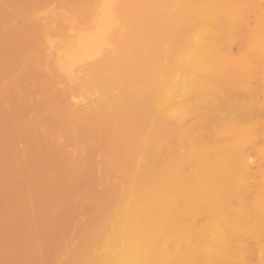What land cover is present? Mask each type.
I'll list each match as a JSON object with an SVG mask.
<instances>
[{
	"label": "bare ground",
	"instance_id": "1",
	"mask_svg": "<svg viewBox=\"0 0 264 264\" xmlns=\"http://www.w3.org/2000/svg\"><path fill=\"white\" fill-rule=\"evenodd\" d=\"M2 1L4 3L6 0ZM2 1L0 0L1 5ZM53 1H56V4ZM60 1L67 5L70 3L68 6L71 11L62 3L63 6L60 5L64 9L61 8L58 3ZM115 1L14 0L6 5L7 0L2 5L5 6L4 8L0 5V30L2 27L6 28L9 23L12 25L11 33L16 35L15 38L17 37L13 41L8 34L9 38L5 37L6 41L3 40V44L11 47L10 50L6 46V50L9 49L8 52L13 54L10 55L5 50V56L3 54L0 58L2 60L0 61V72L4 75L0 74L5 76L7 81L13 80L10 82L14 86H9L15 91L12 93L13 90H8L10 87L6 85V90L11 92L10 95L4 90V86L0 88V103L3 104L0 110L3 112V106H5V112L10 114L8 116L0 112L4 114L3 116H8V120L7 117H3L5 122H0V125H6L11 115L17 113L10 118L14 124H7L11 126L12 131L16 130L15 133H17L24 125L27 127L29 124L27 122L31 117L33 121L35 114L34 122L37 120L35 123L38 128L40 126L45 128L41 136L43 139L36 136L34 143L35 138L29 135L31 138L26 139L24 146L25 149L27 146L30 148L31 143L37 145L39 141L37 150L36 145H32L31 148H34L35 152H38L39 148L41 152L47 151L43 152L44 154L40 151L37 153L39 157H44L40 159L43 163H41L42 166L40 164L39 169L41 170L38 169L37 178L32 180L34 178H30L32 174L30 171L31 174H28L30 177L26 176L32 182L20 184L22 186L16 185L18 192L14 189L15 196L23 191L40 192L43 186L46 187L45 184L50 182L52 185L57 179H61L55 183L62 182L60 185L64 187V191L58 192V189L62 187L54 191L51 189L52 193L57 191L59 194L58 197L55 193L54 196L51 194L54 199L48 197V200L49 204L56 200L60 202H56L58 204L54 202L59 211L62 210L60 211L62 214L58 217L65 219L62 224L67 221V227L65 225V230L60 231L59 236L62 237L55 245H58L62 239L66 241L72 239L71 232L73 234L77 232L75 236L78 244L70 251L71 256L66 258V264H250L252 247L256 249L258 264H264V109L261 111L258 107L262 101L255 108L252 106L255 98L252 102L249 101L256 96L255 94H262L264 97V12L258 11L264 0H128L129 2L126 0L114 3ZM52 3L62 11L70 14L72 12L73 14L68 16H66L67 12L64 13L65 20L78 19L80 21L78 30L82 28L84 32L81 29L80 33L83 34L79 33V37L76 34V39L74 36L72 42L69 41L70 43H67L65 48L60 49L59 65L61 64V69L64 68L67 72L62 70L65 75L73 70L72 76L76 75L74 68L76 70L80 68V65H87L84 66L85 70L82 69L85 74L81 79L82 83L79 81L81 87L79 86L78 91L84 93V98L83 96L82 98L89 103L85 104L92 107L91 110L89 107V109L86 108L87 112L80 110L72 101H69L70 99H67L69 97L67 95H72L71 93L66 94L67 98L65 95V97L60 96L63 92L57 93L60 94L59 96L49 93L41 101L44 89L53 88L54 84L59 82L56 80L52 84L59 73L44 75L39 71L37 73L39 78L34 75L32 70L40 64V59H36L40 55V49L36 50L35 41L43 38L44 35L46 38L50 37L56 29L58 32L64 27V22L59 21L63 26L60 27L58 20L49 16L43 18L45 20L49 18L46 21L40 20L45 23V26H42L43 22L33 20V17L36 13L46 10V7ZM61 10L58 9L56 13L62 15L64 11ZM256 10L259 12L258 15L255 13L257 24L255 22L256 26H252L255 29H250L247 16L252 15V12ZM69 16L73 18L68 19ZM50 19L53 24L49 21V25L52 26L51 31L53 32L48 34L50 31L47 30L50 26L47 22ZM53 19L58 24H54ZM37 23L42 27H39ZM64 30L65 28L63 32ZM241 31L246 33L243 40L241 38L244 36L239 37L244 35ZM120 34L123 35L122 39H118ZM237 39H240L241 47L240 53H237L238 56L234 57L236 54L233 56L231 52L233 43L236 41L239 43ZM7 40H9L8 43ZM26 41L30 47L25 44L23 48L22 46L19 48ZM31 45L36 46L35 51ZM12 49L16 52L20 49L25 50L14 54ZM32 53L34 54L31 55ZM3 57L7 62L3 61ZM10 64L13 65L10 67ZM12 66L15 70H12L14 69ZM50 75L53 78L49 77L51 79L49 81L48 76ZM3 77L0 75V82L2 79L5 81ZM31 80L33 81L29 87L27 83ZM33 82L36 85H31ZM23 84L25 93L32 96L41 95L39 100L42 103L38 100L32 105L26 99V103L30 104L26 107L23 100L19 99L23 91L19 87ZM37 91L39 93L36 94ZM245 95H248L250 99L245 98ZM5 98H9V102L13 98L9 106H12L11 108L17 106V112L7 107L8 103ZM247 102L251 105L250 107ZM251 107L254 109L252 112ZM10 110L12 112H8ZM32 112L33 116L29 115ZM38 114L42 117L37 118ZM45 114L46 116H43ZM26 116L29 117L28 120V117L24 118ZM188 120L191 123L187 124ZM34 122L30 124V128L34 127L32 125ZM185 123L191 126L187 127ZM3 127L0 133L3 132ZM14 127L18 129L13 130ZM26 127L24 126L25 129ZM40 129V131L43 130V128ZM12 131L3 132L2 140L0 137V159L3 160L1 144L11 142L9 143L11 148L7 146L8 152L5 154L10 158H15L16 164L12 162V165L9 157L5 162L0 160V163L3 162V168H5L6 162L9 161L10 165L14 166L13 168L10 165L7 166L11 168L10 170L14 168V170H19L21 165L18 167V164L22 162L26 152L20 154L23 153L24 148L16 144V147L20 148V150L18 148L19 153L14 145L15 141H12L15 137ZM33 132L36 133V131ZM60 134L62 138L65 137L63 139L66 142L65 146L63 145L62 149L59 147L56 149L53 146L63 144L60 137V142L56 140L57 144L52 143L50 147V143L55 141L53 137ZM29 139L31 143L26 145L30 142ZM48 139L50 143L47 142ZM40 140L45 142H40ZM66 144L74 146L73 148L78 150L77 153H85L90 159L88 158L86 162L83 159H77L75 160L77 165H73L71 163L73 158L67 152ZM31 148L29 150L32 152ZM248 148L249 153L253 151L255 154L258 165L260 167L263 165V168H259V170L263 169L261 172L256 171L261 177L258 181L255 180L257 173L252 170L254 163L252 164L248 157L250 155L247 152ZM12 149L17 150V154ZM11 151L12 154L23 157L19 163L17 162L18 157L16 160V156L9 155ZM52 151L55 157H59H56L59 159L58 165L56 164L58 160L54 161L55 157L50 156ZM35 152L34 155L33 153L28 155V159L32 155L29 162L37 156ZM95 154L96 161L100 162L102 159L103 170H100V167L94 169L98 162L94 164V159L91 157L94 158ZM97 154L102 158H98ZM46 156H49V165H47ZM29 162L26 164L28 168ZM51 162H56L54 163L56 169L51 167L53 166ZM32 164L30 162V168L33 167ZM70 164L76 167L75 170L77 169V173H74L75 177L72 175L75 171L69 169L72 167H69ZM24 166L23 164L21 169L26 170ZM46 166L53 170L47 172L50 169L48 170ZM1 168L2 165H0ZM28 168L27 171L34 170ZM3 172L4 169L3 171L1 169L0 174L5 175L6 173ZM22 172L25 171L19 172V181L26 174L21 175ZM1 177L3 180L6 179ZM13 177L15 178V175ZM13 177L9 178L10 182L13 180L11 182L13 185L9 182L10 187L7 188L15 186ZM108 178H115L117 182L110 184L109 188L104 191H95V187L100 183L103 184L106 179L108 181ZM23 179L26 178L23 177ZM74 179L80 184L78 186L73 184L72 187ZM19 181L16 182L19 184ZM47 190L44 192L46 193ZM79 193H83V196L87 194L89 198L85 203L88 206L84 207V213L88 219H86L87 224L84 227V224L81 226L83 228L75 227L78 219L76 221L74 213L62 216L67 213V209L74 207L72 198ZM59 195H63L62 198L65 200L62 201ZM17 197L16 199L13 197L16 204L11 201L12 206L10 207L14 210L11 213L18 215L20 211L25 213L28 210L26 213L29 212V214L23 215L25 217L33 216L43 200L37 199V201L41 200L38 201L40 203L38 205V202L35 204L36 199L34 201L32 199L33 202L31 200L27 202L20 197L18 199L20 206H18ZM29 201L32 205L28 206ZM33 204L37 210L32 207ZM15 206L17 210L19 209L18 213L14 209ZM22 206L25 207L24 210L20 208ZM52 208L55 210L54 206ZM33 211L35 213L30 214ZM45 214L47 218H43V221L48 219L49 223L54 218L53 222L56 223V220H59L53 214L50 216ZM17 219L15 218V222ZM45 221L44 225L47 223ZM15 222L13 221L14 224ZM48 223L45 228L52 226L50 228L53 229V223L51 225ZM0 224L3 225L4 222L0 221ZM33 224L34 222L32 226ZM58 227L61 226H57L56 230L54 228L57 233ZM20 228H14V230L17 229L15 233L14 230L12 231L14 236L12 232H8L10 233L9 238L12 236L11 242L20 241L18 240L20 237L14 238L17 235L21 236L24 230L21 231ZM45 228L42 227V229ZM69 229L73 231L70 232ZM74 229H77L75 233ZM55 231L52 234L53 237L56 236ZM46 233L51 235V231ZM30 239H26V242L32 245L24 246L23 251H28L31 247L34 251L37 240L31 239V241ZM246 240L250 241L249 244L253 243V246H249ZM48 243H40L39 246L47 252ZM15 245L19 246L17 243L14 247ZM58 247L61 246L55 247V251ZM41 248L39 249L44 251ZM52 248L54 247H49V249ZM58 254L60 252L56 255ZM51 255L49 254L50 257L54 256V254ZM37 260L39 262V258ZM44 262L42 264H45Z\"/></svg>",
	"mask_w": 264,
	"mask_h": 264
},
{
	"label": "rangeland",
	"instance_id": "2",
	"mask_svg": "<svg viewBox=\"0 0 264 264\" xmlns=\"http://www.w3.org/2000/svg\"><path fill=\"white\" fill-rule=\"evenodd\" d=\"M1 1H2V0H1ZM6 1H7V0H6ZM6 1H5V2H6ZM13 1H14V0H8V2L6 3V5H8L9 3L13 2ZM125 1H126V0H116L114 3L125 2ZM5 2H4V3H5ZM53 2H54V4H56V1H53ZM64 2H65V1H64ZM126 2H129V1L127 0ZM1 3H3V1H2ZM4 3H3L2 5H4ZM58 3H59V6L61 7V5L63 4V1H60V2H58ZM61 3H62V4H61ZM49 4H51V2H50ZM49 4H48V5H49ZM60 4H61V5H60ZM69 4H70V3H69ZM69 4H68V5H69ZM262 4H263V5L259 6V7H260V8L258 9L259 12H264V2H263ZM0 5H1V4H0ZM2 5H1V6H2ZM48 5H47V6H48ZM63 5H66L65 8H68V10H69V6H70V5H69V6H68L67 4H63ZM63 5H62V6H63ZM67 6H68V7H67ZM2 7H3V6H2ZM4 7H5V6H4ZM4 7H3V8H4ZM56 7H58V6H57V5H53V3H52V5H50L49 7H46V8H47L46 10H43V8H42L43 11H42V12L40 11L41 13H36L34 17L31 16V18L33 17V20H36V21H39V22H40L41 19H42V20H45V19H43V18H45V17H49V16H51V18H52V16H53L54 19H56V21L58 20V23H59L60 27H63V26H64L62 29H60V30H62V31L59 30V28H60V27H59V28H58V30H59L58 32H57V29L55 30V28H54L55 31H54V33H52L53 31H51V30H53V28H52L51 25H49V21H50V24H51V23L53 24V22H51V19L48 20L47 23H48V25L50 26V28H48L49 30H47V31H50L48 34H51V33H52L53 35L51 34V36H50V37H47V38H46L45 35H44L45 38H44V37H43V38L41 37L42 39L40 38L39 40L35 41V44H37V48H36V50L40 49V53L37 51L40 55L37 54L38 56L36 57V59H40V62L38 61L40 64H38L37 67H36V69H35V70H32V71H33L34 75H37V77H38V74H37V73H38L39 71H41L42 73H44V75H45V74H46V75H49V74H54V75H56V74L59 73V74H58L59 76L56 75L57 77L55 78V80L52 79V80H54V81H53V82L51 81L52 84H54L56 80H57L56 82H58V81H59V82H58L57 84L55 83L56 85L54 84L53 88L48 89V88L46 87L47 89H44V92H42V95H43V93H44V95L41 97V98H42L41 101H43V100H44V97H45V96H48L49 93H50V95H54V94H55L56 96H59L60 94H57V93H59V92H63V93L60 95L61 97H65L66 94L71 93L72 95L69 94V95H67V96H69V97L67 98V96H66V98H67V99H70L69 101H72V102H73V103H74V104H75L80 110H84V111L86 110V112H87V110H88L89 108H90V110H91L92 107H91V106H87V105L85 104V103H88V102L85 101V100L83 99V98H84V96H83L84 93H82V92H78V91L80 90V87H81L80 84L82 83V80H81V79H82L83 75L85 74V73H84V70H85L84 66H87V65H84V66H83V65H80V66H79L80 68H78V69H76V70H75V68H74V72L76 73L75 76H74V75L72 76L73 70H72L71 73L69 72L68 75H65V73L62 72V70L65 71L64 68L62 67L63 69H61V64L59 65V63H60V62H59V61H60V60H59V59H60V58H59L60 49H61V48H65V46L67 45V43L72 42L71 40H74L73 37H74L76 34H77L76 36L79 37L80 34H83L84 32H83V29H82V28H80V30H78V29H79V26H80V21H79L78 19H75V18H73L72 16H69V17H68V19H69V18H73V20H74L75 22H77V24H76L75 22H73V20L71 21V19L66 21V20H65V14H64V13H66L67 11L65 12V11L63 10V11H64V12H63V11L61 10V8L64 9V7H61V8H59V7L56 8ZM0 8H1V7H0ZM56 9H57V10H56ZM58 9H60V10L63 12L62 15H58V14L56 13V12L58 11ZM65 10H67V9H65ZM69 11H71V10H69ZM258 11L256 10V12H252L254 15L252 14V15H248V16H247V19L250 21V22H249L250 25L248 24V25L251 27V28L249 27L250 29H255V27H252V26H256V25H254L255 22H256V24H257V15L259 14ZM36 12H37V11H36ZM38 12H39V11H38ZM62 12H61V13H62ZM255 13H256L257 15H256ZM33 14H34V13H33ZM66 14H67L66 16H68V15H72L73 13L71 12V14H70V13L67 12ZM254 16H255V17H254ZM74 17H75V16H74ZM62 18H63V20H62ZM66 18H67V17H66ZM255 18H256V19H255ZM47 19H49V18H46V20H47ZM54 19H53V21H55ZM46 20H45V21H46ZM30 21H32V20L30 19ZM56 21L54 22V24L57 23ZM59 21H61V23H62V21L64 22V23H63V26H62V24H61ZM27 22H28V21H27ZM27 22H25V23H27ZM32 22H33V21H32ZM41 22H43V21H41ZM41 22H40V23H41ZM71 22H73V23H71ZM25 23H23V24L26 25ZM35 23H36V22H35ZM58 23H57V24H58ZM2 24H3V23H2ZM5 24H6V23H5ZM37 24H38V23H37ZM75 24H76V25H75ZM6 25H7V24H6ZM27 25H28V23H27ZM27 25H26V26H27ZM41 25H42V26H43V25L45 26V23L43 22V23H41ZM41 25L38 24L39 27H42ZM48 25H47V27H48ZM73 25H74V26H73ZM1 26H2V25H1ZM54 26H55V25H54ZM56 26H57V25H56ZM56 26H55V27H56ZM65 26H66V27H65ZM76 26H77V27H76ZM11 27H12V25L8 23V25L6 26V28H5V27H2L3 30L1 29L3 32L0 34V46H1V45H4V46H3L4 48H3L2 46H1L2 48L0 47V55L2 54V55L0 56V58H2L3 54H4V56H5V52L7 51V50H6V48H7L6 46H8V45L3 44V42L6 41V40H5V37H7L8 34H10L9 37H11V39H12L13 41L17 38V37L15 38L16 35L14 36V33H11V31H10ZM74 27H76L75 30H74ZM0 28H1V27H0ZM64 28H65V30H64V32H63V29H64ZM5 29H6V30H5ZM39 29H40V28H39ZM81 29H82V32H83V33H80ZM1 30H0V32H1ZM47 31H46V32H47ZM78 31H79V32H78ZM241 32H242V31H241ZM79 33H80V34H79ZM242 33H244V35L242 34L241 36H239V35L241 34V33H240L238 36H239L240 38H241L242 36H244V37L241 38V39L243 40V39L245 38L246 33H245V32H242ZM11 34H12V35H11ZM15 34H16V33H15ZM48 34L46 33V35H48ZM72 35H73V36H72ZM76 36H75V39L77 38ZM122 36H123V35L120 34V35L118 36V37H119L118 39H122V38H123ZM9 37H7L6 39H8ZM67 37H68V38H67ZM120 37H121V38H120ZM70 38H71V39H70ZM3 40H4V41H3ZM237 40H238V39H237ZM239 40H240V39H239ZM239 40H238V41H239ZM8 41H9V40H7V43H8ZM69 41H70V42H69ZM10 42H11V41H10ZM26 42H27V41H26ZM26 42H24L22 45H20L19 48H20L21 46H22L21 48H23V45H25V44H27V45H25V46L30 47V44H28V42H27V43H26ZM32 44H34V43H32ZM233 44H234V46H233V48L231 47V48L233 49L231 53H232L233 56L236 54V55L234 56V57H236V56H238L237 53H240V47H241V44H240V41H239V43L236 41V42H234ZM9 46H10V45H9ZM9 46H8V48H9ZM25 46H24V47H25ZM31 47H33V46L31 45ZM34 47H36V46H34ZM34 47H33V48H34ZM12 48H13V47H12ZM33 48H32V49H33ZM9 49L11 50V47H10ZM9 49H8V51H9ZM17 49H18V48H17ZM58 49H59V50H58ZM5 50H6V51H5ZM12 50H13L12 52H14V54H16L17 52H21L22 49L18 50L17 52H16V50H14V49H12ZM23 50H25V49H23ZM23 50H22V51H23ZM8 51H7V53L10 54L11 52L9 53ZM33 51H35V48H34ZM3 52H4V53H3ZM7 53H6V54H7ZM22 53H23V52H22ZM61 53H62V51H61ZM233 53H234V54H233ZM8 54H7V55H8ZM12 54H13V53H12ZM12 54H10V55H12ZM19 54H21V53H19ZM33 54H34V53H32L31 55H33ZM10 55H8V56H10ZM61 55H62V54H61ZM14 56H15V55H14ZM34 56H35V55H34ZM12 57H13V56H12ZM60 57H61V56H60ZM4 58H5V57H3V59H4ZM6 58H7V57H6ZM0 61H2V60H0ZM3 61H6V62H7L6 59H4ZM6 62H5V64H7ZM1 63H4V62H1ZM1 65H2V64H1ZM3 65H4V64H3ZM11 65H13V64H10V67H11ZM62 65H63V64H62ZM6 66H7V65H6ZM81 66H83V67L81 68ZM13 67H14V66H12V68H13ZM77 67H78V66H77ZM77 67H76V68H77ZM8 68H9V67H8ZM86 68H87V67H86ZM255 68H256V67H255ZM255 68H254V70H255ZM79 69H80V70H79ZM82 69H84V70H82ZM2 70H3V67H2ZM12 70H15V67H14V69H12ZM0 71H1V68H0ZM30 72H31V70H30ZM53 72H54V73H53ZM55 72H56V74H55ZM65 72H66V71H65ZM81 72H82V73H81ZM0 73L3 74V72H0ZM66 73H67V72H66ZM2 74H0V75L3 77L4 74H3V75H2ZM44 75H42V77H44ZM51 76H52V75L48 76V80H49V81L51 80V79H50ZM71 76H72V77H71ZM4 77H5V76H4ZM4 77H3V78H4ZM34 77H35V76H34ZM46 77H47V76H46ZM46 77H45V78H46ZM49 77H50V78H49ZM38 78H39V77H38ZM52 78H53V76H52ZM35 79H36V77H35ZM35 79H33V80H35ZM40 79H41V76H40ZM40 79H39V80H40ZM58 79H59V80H58ZM4 80H5V78H4ZM16 80L18 81V79H16ZM33 80H31V81H29V82L27 83V85H28L29 87H30V83H31ZM39 80H38V81H39ZM44 80H46V79H44ZM0 81H1V80H0ZM5 81H6V82H5ZM5 81H3V79H2V82H0V88H2V86H4V90H6V85H8V86H7L8 88H9L10 86H11V87L14 86V85H11V82H10V81H13L12 79H11L10 81H7V80H5ZM17 81H16V82H17ZM79 81H81V83H80ZM3 82H4V83H3ZM9 82H10V83H9ZM19 82H20V81H19ZM35 82L37 83V79H36ZM47 82H48V81H47ZM47 82H46V83H47ZM7 83H8V84H7ZM12 83H13V82H12ZM36 83L33 82V84H31V85L34 86V84L36 85ZM15 84H16V83H15ZM17 84H18V83H17ZM9 85H10V86H9ZM64 85H65V86H64ZM252 85H254V83H252ZM49 86H50V85H49ZM51 86H52V85H51ZM51 86H50V87H51ZM79 86H80V87H79ZM254 86H255V85H254ZM11 87H10V89H8V90H11V89H12ZM19 88H21V90L23 89L22 93H20L21 95L18 94V95L21 96L19 99H22V100H23L24 105H26V107H27V106H30V104L28 105V104L26 103V99H27L28 102H31L32 105H33L34 103H36V102L40 99V96H41V95H40V96L38 95V96H39V97H38L37 95L32 96V95L26 94L25 91H24V90H25V89H24V84L21 85ZM19 88H18V89H19ZM25 88H26V87H25ZM73 88H74V89H73ZM18 89H17V90H18ZM41 89H42V88H41ZM51 89H52V91H49V90H51ZM72 89H73V90H72ZM8 90H6V92H7ZM12 90H13V89H12ZM17 90H16V91H17ZM42 90H43V89H42ZM74 90H75V92H74ZM14 91H15V90H13V91H11V92L14 93ZM38 91H39V90H38ZM38 91L36 92V94L39 93ZM56 91H57V92H56ZM70 91H71V92H70ZM0 92H1V90H0ZM4 92H5V91H4ZM6 92H5V93H6ZM11 92L8 91L9 94H10ZM2 93H3V91H2ZM74 93L77 94L78 97H77V95H75ZM79 93H81V94H79ZM0 94H1V93H0ZM6 94H7V93H6ZM6 94H4V95H6ZM9 94H8V95H9ZM8 95H7V96H8ZM10 95H11V94H10ZM10 95H9V97H11ZM16 95H17V94H16ZM23 95H25V96L23 97ZM28 95H29V96H28ZM64 95H65V96H64ZM255 95H256V96H254L253 99L248 98V97H249L248 95H245L246 97H245V96H244V97H245V98H248V100L250 99L249 101H251V102H252V100H254V98H255L254 102H252V103H254V104L252 105L253 108H255L256 106H258L259 103H261V101H262L261 105L258 106L259 109L262 111V110L264 109V105L262 106V104H264V100H263L264 97L262 96V94H258V95L255 94ZM12 96H14V95L12 94ZM71 96H72V97H71ZM82 96H83V98H82ZM251 96H252V95H251ZM251 96H250V97H251ZM22 97H23V98H22ZM27 97H28V98H27ZM70 97H71V98H70ZM75 97H77V98H75ZM13 98H14V97H13ZM13 98H12V101H13ZM8 99H9V98H5V101H7V103H8L7 107L9 106L10 103H12V101L9 102ZM16 99H17V98H16ZM16 99H14V100H16ZM10 100H11V99H10ZM30 100H31V101H30ZM244 100H246V99H244ZM5 101H4V102H5ZM39 101H40V100H39ZM41 101H40V102H41ZM246 101H247V100H246ZM255 101H257V102H255ZM258 101H259V102H258ZM4 102H3V103H4ZM72 102H71V103H72ZM251 102H250V104H252ZM1 103H2V102H1ZM1 103H0V106L3 105V104H1ZM38 103H39V102H38ZM41 103H42V102H41ZM247 103H248V106L250 107L251 105H249V102H247ZM255 103H258V104L255 105ZM88 104H89V103H88ZM4 105H5V104H4ZM14 105H15V103H14ZM32 105H31V106H32ZM254 105H255V106H254ZM3 107H4L3 112H4L5 114H7V113L5 112V106H3ZM3 107H2V108H3ZM7 107H6V109H7ZM9 107H10V106H9ZM11 107H12V106H11ZM11 107H10V108H11ZM13 107H15V106H13ZM88 107H89V108H88ZM249 107H248V108H249ZM258 107H257V108H258ZM0 108H1V107H0ZM86 108H88V109H86ZM253 108L251 107V109H250L251 112L254 110ZM11 109H13V111L15 110L14 112H17V111H16L17 106H16L15 108H11ZM259 109H257V110H259ZM8 110H9V109H8ZM260 110H259V111H260ZM6 111H7V110H6ZM0 112L3 113L2 110H0ZM8 112H12V111L10 110V111H8ZM14 112H13V113H14ZM88 112H89V111H88ZM1 113H0V114H1ZM8 114H9V113H8ZM8 114H7V115H8ZM16 114H17V113H16ZM16 114H13V115H16ZM32 114H34V113L32 112V113H30L29 115L33 116ZM51 114H53V113H51ZM3 115H4V114H3ZM3 115H2V114L0 115V122H5V121H4V118H6V117H7V120H8V116H9L10 114H9L8 116H7V115L3 116ZM13 115H11V117H12ZM29 115H28V116H29ZM47 115H48V114H47ZM49 115H50V114H49ZM28 116H26V117H24V118L26 119ZM43 116H46V114L43 115ZM3 117H4V118H3ZM11 117H10V118H11ZM29 117H30V116H29ZM29 117L27 118V120L29 119ZM35 117H36V115L34 114L33 121H31V120H32V117H31V119H29L31 122H30V121L27 122V124L29 123V124L27 125V127H26V125L20 123L21 125H24V126L26 127V129H28V131H26V129L24 128V126H23V127L21 126L22 128H20V131L17 132V133H15L16 130H15V131H12L11 126H10V125H9V126L7 125V124H11V123L14 124L13 121H12L10 118H9V122L11 121L10 123H9V122H8V123L6 122V125L3 124V126H5V128L2 126V124L0 125V130H1V127L4 128V129L2 128V129H3V132H7V133H9V132H11V131H12V133L14 132L15 135L13 134V137H14V136H15V137H14L13 140H12V139H11V140H12V141H15V142H14L15 147H16V144H18V146L21 145V146H20L21 148H22V146H23V148H24V150H25V151H24V150L22 149V150H23V153H22V152L20 153V151H19L20 148H19L18 146H17L16 148H17V150H18V148H19L18 151H19L20 154H24V153L26 152L24 158H23V157L20 158V156L15 155V154H17V153H16L17 150H16V151L14 150V151H15V154H12L13 149H12V151L10 152L11 154H9V155H12L13 157L16 156V160L19 158V159H18L19 161H17L18 163H19V162L22 160V158H23L22 162H20L19 164L17 163V164H18V167L21 165V167L19 168V170H20V171H21V170H22V171H25L24 173H26L27 168H28V167H26V166H27L26 164L29 162L28 160H30V159L32 158V155H30L31 157H30V159H28V155H29V154H32V153H33V155H34V152H35V151H34L35 149L33 148V149H34V150H33L31 147H32V145H36V144H32V143H31V141H30L31 139H29L30 142H27L28 144L26 143V145H30L29 143H31V145H30V146H31L30 148H31V150H32V152H31V151L29 150L30 148H28V146H27L28 149H27V148H26L27 150L25 149L24 142L27 141L26 139L33 137V138H35V139L32 138V139H33V142L35 143V142H36V136H37L38 138H39V137L42 138L41 136H42V134L44 133V130H45V128H44L43 126H40V128H43V130L40 131L41 129L38 128V125L36 124V123H37V122H36L37 120L35 121L36 123L34 122ZM39 117L41 118L42 116H39V114H38L37 118H39ZM1 118H2V120H1ZM13 118H15V117H13ZM37 118H36V119H37ZM193 119H194V118H193ZM5 120H6V119H5ZM23 120H24V119H23ZM189 121H190V120L187 121V124H188V123H191V122H189ZM193 121L195 122V120H193ZM32 122H34V124H32V125H34V127H33V128H32V127L30 128V126H31L30 124H31ZM23 123H24V121H23ZM25 123H26V122H25ZM35 124H36L37 126H35ZM187 124L185 123V126H186ZM207 124H208V123H207ZM6 126H7V128H6ZM14 126H15V125H14ZM28 126H29V127H28ZM189 126H191V125H190V124L187 125V127H189ZM17 127L19 128V125H18ZM18 128H15V127H14L13 130H14V129H18ZM23 128H24V129H23ZM29 128H30V130H29ZM5 129H8L9 131H8V130H7V131H4ZM23 131H24V132H23ZM25 131H26V133H25ZM33 131H36V133H34ZM3 132L0 133V134H1V135H0L1 140H2V133H3ZM38 132H39V134H38ZM33 133L36 134L35 137H34ZM24 135H25V136H24ZM29 135H30L31 137H30ZM38 135H40V136H38ZM60 135H61V136H60ZM60 135H59V136H55V137H53V138L55 139L54 142H53L52 139H51L52 137L50 138L52 142H51L49 139L47 140L48 143L51 142V143H50L51 145H49L50 147L52 146V143H53V144H57V141H56V140H58V142H60V140H59L60 137H61V138H60V139H61V142H63V144H62V143H59L60 145L57 144L58 146H57V145H53V146H54L56 149H58V147H59V149H62V146H63V145L65 146L64 143H66V142L63 140L65 137L62 138V137H63L62 134H60ZM28 136H29V137H28ZM17 137H18V139H17ZM38 138H37V139H38ZM40 138H39V139H40ZM39 139H38V140H39ZM42 139H43V138H42ZM54 139H53V140H54ZM17 140H19V141H17ZM38 140H37V141H38ZM62 140H63V141H62ZM43 141H44V140H43ZM43 141L40 140V142H43ZM17 142H18V143H17ZM44 142H45V141H44ZM9 143H11V142H8L7 144H5V143H4V144H1V145H2V148H3V149H1V150H2V151H1V153H2V157H1V158H3V160H1V159H0V160L3 161V162L7 161V157H9L7 154H5V153L8 152V151H7V148H8L7 146L10 147V144H9ZM38 143H39V141L37 142V145H36L37 148H36V150L38 149ZM41 144H42V143H41ZM4 145H5V146H4ZM42 145H43V144H42ZM42 145H41V146H42ZM66 145H67V144H66ZM12 146H13V142H12ZM36 146H35V147H36ZM45 146H46V145H45ZM70 146L72 147V145H67V146H66V150H67V152L71 155V157L73 158V159H72V162H71L73 165H77V163H76V161H75V160H77V159H81V160L83 159V160H85V162L87 161V159H88L89 157L87 158V155H86L85 153H82V152H80V153L78 152V153H77L78 150H75V149L73 148L74 146H73L72 148H71ZM0 148H1V147H0ZM10 148H11V147H10ZM13 148H14V147H13ZM41 148H42V147H41ZM47 148H48V147H47ZM52 148H53V147H52ZM55 148H53V150H54ZM63 148H65V147H63ZM249 148H250L251 150H253L251 147H249ZM249 148H248L247 152L249 151ZM14 149H15V148H14ZM42 149H43V148H42ZM45 149H46V148H45ZM72 149H74V150H72ZM8 150H9V149H8ZM28 150H29V151H28ZM47 150H49V149H47ZM14 151H13V152H14ZM39 151H40V153H42V154H44V153L47 152V151L44 152L45 150L41 152L40 148H39ZM39 151H38V152L36 151L35 154L39 153ZM54 151H55V150H54ZM29 152H30V153H29ZM43 152H44V153H43ZM249 152H250V151H249ZM249 152H248V153H249ZM19 153H18V155H20ZM51 154L53 155L54 152L52 151ZM80 154H81V155H80ZM82 154H83V156H82ZM249 154H250V155H248V157H250V160L252 161L251 163H252V164L254 163V165L252 166V170H253V172H256V171H260V172H261V170H263V169H260V170H259V168H263L264 166L261 165V167H260V165H258V163H257L258 160H257V158H255L256 156H255V154L253 153V151H251V153H249ZM6 155H7V156H6ZM38 155H39V154H37V156H35V158L37 157L36 159H35L34 156H33L34 159H33L32 161H30L31 163H33V164H32L33 167H31V168H33L34 170L32 171V169L30 168V162H29V164H28V165H29V168H28V169H31V170L27 171L26 174H24L23 172L21 173V175L24 174L23 177L26 178V179L24 180L23 177L21 176V177H22V180H24L23 182H21L22 180H21L20 178H19V179H20L21 181L18 180V176H19L18 174H19V172H20L18 169H17V170H18V171H17V170H14L15 168L12 169V170H10L11 168H10V169L8 168L9 165H10V163H11L12 165H13V163H14V165L16 164L15 158H12V157H11V158H12V161H11V158L9 157V158H10V163H9V161L6 162L8 167H7L6 165H5V166L9 169V170L7 169L8 172H7V170L5 171V168H6V167L3 168L4 163H3V162H2V164L0 163V165H2V168H1L2 171H3V169H4V172H3V173H4V174L6 173V174H5L6 177H5V175H3L2 173H1L2 175L0 174V193H1V194H0V197H1V198H0V221H1V223L4 222L3 225L0 224V239H1L0 244L2 245V247H1V245H0V264H6V263H7V264H28V262H29V264H37V262H38L37 259H38V258H39V262H38V264H42V262H44V261H45V262H44L45 264H49V263H50V259H49L50 256H49V254L51 255V253H53L54 256H53V254L51 255V256H53V257H50V258L52 259V260H51L52 262H51L50 264H66L67 259L71 256L70 251H72L73 249H75V248H76V245L78 244V243H76V242H77V241H76L77 239H76V236H75L76 233H77V232L75 233V231H76L77 229H74V233H75V234H73V233L71 232V231H73V230H70V229H69V231L71 232V235H73V238L70 239V240H67V241H66V239H62V241H60V243L58 244V245H60L62 248H61V247H58V248H56L57 250L55 251V247L58 246V245H55V243H57V242L60 240V238L62 237V236H59V235H60V231L62 232L63 230H65V228L67 227V221H66L65 224H64V223L62 224V222H65V219H62V218L58 217L59 215L62 214V213H60V211L62 212V210L59 211V208L57 207V205H55L56 202H59V201L56 200V199H58V198H56V197H58V194H59V193H57V191L55 190L56 192H54V193H55V196H56V197H55V198H56V199H55L56 202L53 200V201L55 202V203L53 202L54 204L52 203V201H51V204H49L50 201L48 200V197H49V198H52L51 194H53V196H54V193H52V192L54 191V189H57L58 187H62V188H59L60 190L58 189V192L60 191V192L62 193V191H64V187L61 186V185H62V182L57 183V184L55 183V182H59V181H61V179H57V181H55L52 185H51L50 182H49L50 184H49V183H48V184H45L46 187L43 186V188L41 189L40 192H36V193H35L34 190H33V191H30V192H28V191H23V193H20V194H19V195H21V196H19L18 194H16L18 197L15 196V192L18 190L17 187H16V185L22 186V185H24L25 183L32 182V181H29V180H30L29 178L27 179V176H26V175H28V174L30 175L31 172H32L31 177H30L29 175H28V176H29L30 178H34V179H32V180H35V178H37L36 176H38V175H37V174H38V173H37V172H38V169L41 168V166H42L41 163H43L40 159H41V158L44 159V157H42V156L39 157ZM52 155H50V156H51L52 158H54L55 156H54V155L52 156ZM97 155H98V156H97L98 158H102V157H99V154H97ZM0 156H1V155H0ZM5 156H6V160H5ZM22 156H23V155H22ZM92 156H93V155H92ZM100 156H101V155H100ZM163 156H165V155H163ZM166 156H167V155H166ZM166 156H165V157H166ZM17 157H18V158H17ZM46 157H47V156H46ZM46 157H45V158H46ZM56 157H58V156H56ZM56 157H55L54 161L57 159ZM82 157H85L86 159H84V158H82ZM165 157H164V158H165ZM9 158H8V159H9ZM48 158H49V156L47 157V159H48ZM58 158H59V157H58ZM26 159H27V160H26ZM89 159H90V158H89ZM89 159H88V160H89ZM91 159H94V164H96V163L98 162V165L96 164L97 166L95 165V166H94V169H95V167H100V170H103L102 168L104 167V165L102 164V163H103V162H102V159H100V162H99V161H96V160H97V159H96V154L94 155V158L91 157ZM254 159H255L256 161H255ZM13 160H14L15 162H14ZM52 160H53V159H52ZM57 160H58L57 163H56V162H51V164H52L53 166H51V165H50V166L53 167V169H56V167H54V165H55L54 163H56V164L58 165L59 159H57ZM98 160H99V159H98ZM45 161H46V159H45ZM45 161H44V162H45ZM48 161H50V159H48L46 162H48ZM74 161H75V162H74ZM95 161H96V162H95ZM12 162H13V163H12ZM34 162H36V164H35ZM73 162H74V163H73ZM101 162H102V163H101ZM37 163H38V164H37ZM23 164L25 165L24 167H26V170L21 169V168H23V167H22ZM40 164H41V166H40ZM45 164H47V163H45ZM49 164H50V163L48 162L47 165H49ZM101 164H102V165H101ZM12 165H10V166L13 168L14 166H12ZM57 165H56V166H57ZM73 165L70 164L69 167H71V166H72V167L69 168V169H73V171H75V172H73V174H72L73 177H75L74 173H77V172H76L77 169L75 170L76 167L73 166ZM16 166H17V165H16ZM34 166H35V167H34ZM101 166H102V167H101ZM262 166H263V167H262ZM46 167L48 168L49 166H46ZM44 168H45V167H44ZM1 169H0V170H1ZM49 169H50V168H48V170H49ZM51 169H52V168H51ZM51 169H50L49 171H47V170H46V171H47V172H50ZM53 169H52V170H53ZM97 169H98V168H97ZM40 170H41V169H39V171H40ZM95 170H96V169H95ZM100 170H99V171H100ZM14 171H15V173H14ZM30 171H31V172H30ZM34 171H35V173L33 174ZM17 172H18V173H17ZM28 172H30V173H28ZM47 172H44V173H47ZM13 173H14V174H13ZM256 173H257V172H256ZM258 173H259V172H258ZM258 173H257L258 176L255 177V180L257 179L256 181H258L259 179H261L260 174H258ZM11 174H13V175H11ZM78 174H79V170H78ZM78 174H77V176H78ZM14 175H15V178L13 177ZM34 175H35V177H34ZM1 176H3L4 179H5V178H6V179L3 180V178H2ZM11 176H12L13 179H14V185H15L14 187H15V188H14V187H12V188H7V187H10V186H8V185L12 184L11 182H12L13 180L10 182V179H9V178H11ZM77 176H76V177H77ZM1 178H2V179H1ZM108 179H109L108 181H107V179H106L105 181H103V184H104V185H103L102 183H100V184H102V185L99 184V185H100V186L98 185L99 187L96 186V187H95V188H96L95 191H98V192L104 191V190H106L107 188H109L110 184H114V183L117 182V180H116L115 178H108ZM1 180H3L4 182L1 181ZM74 180H75V179H74ZM16 181H17V182L19 181V184H18ZM77 181H78V177H77ZM79 181H80V180H79ZM9 182H10V184H9ZM81 182H82V181H81ZM82 183H83V182H82ZM82 183H81V184H82ZM1 184H3V186H2ZM20 184H22V185H20ZM60 184H61V185H60ZM73 184H74L75 186H78V185L80 184V182L78 183V182H76V180H75L74 183L72 182V184H71L72 187L74 186ZM12 185H13V184H12ZM59 185H60V186H59ZM112 186H113V185H112ZM51 187H53V188H51ZM19 188H20V187H19ZM78 188H79V187H78ZM78 188H77V189H78ZM98 188H99V189H98ZM103 188H104V189H103ZM6 189H7V190L11 189V190H13V192H12L11 190L8 192ZM14 189H15V192H14ZM47 189H48V190H47ZM51 189H53V191H51ZM97 189H98V190H97ZM5 190H6V191H5ZM39 190H40V188H39ZM45 190H47L46 193L44 192ZM99 190H100V191H99ZM17 192H18V191H17ZM19 192H21V191H19ZM10 193H11L12 195H11ZM25 193H26L27 195H26ZM7 194H9V195L7 196ZM45 194H46V196H47L46 199L48 200L47 203H45V201H47V200L45 199ZM63 194H64V193H63ZM80 194H81V197H80ZM1 195H2V196H1ZM5 195H6V197H3V196H5ZM28 195H29V196H28ZM78 195H79L80 198L78 197ZM78 195L76 194V195L72 198V200H73V202H74V207H73L74 209H73V208L67 209V213H66L65 215L63 214L62 216H66V215H70V214H73V213H74V214L76 215V221H77V219H78V221H77V223H76L77 225H76V224H73V225H76L75 227H77V226L81 227V226L84 224V225H83V227H84L85 224H87V223H86V221H87L86 219H88V218H86V214L84 213V207H87V206H88V205H86L85 203H87V200H89V198H88V195H87V194H86V195L84 194V196H83V193H79ZM33 196H34V197H33ZM59 196L62 198L63 195H59ZM82 196H83V198H82ZM13 197H15V199H16V197H17V201H18V202H17V203H18L17 205H18V206H20V205H19V204H20V203H19L20 200H18V199H20V197L23 198V199H24L25 201H27V202H28V200H31V201H32V199H33V201H34V200L36 199L35 204H36L38 201H41L42 199H43V200L41 201V204L38 202V205L40 204V205H39L40 208L38 209V211H36L37 209H36V207H34V204H33L32 207H34V208L36 209V210H35V209H32V210H35L36 213H35V211L30 212V214H31V213H35V214H33V216H26V217H25V216H23V215L29 214V212L26 213V211H28V210H26L25 213H24V212L22 213L21 211L18 213V210H19V209L17 210V209H16V208H17L16 206H15L14 209L17 210L18 215L11 213V212H13L14 210L12 209L13 207L11 208L10 206H12V202H14V203L16 202V201L14 200ZM32 197H33V198H32ZM10 198H12V199L10 200ZM39 198H41V200H38V201H37V199H39ZM64 198H65V196H64ZM23 199H21V202H22V203H23ZM44 199H45V200H44ZM52 199H54V198H52ZM5 200H6V201H5ZM58 200H59V199H58ZM61 200L64 201L65 199L62 198ZM11 201H12V202H11ZM31 201H29L30 204H28V206H29V205H32V204H31ZM33 201H32V202H33ZM43 201H44V203L42 204ZM62 201H61V202H62ZM85 201H86V202H85ZM1 203H2V204H1ZM7 203H8V204H7ZM14 203H13V204H14ZM22 203H21V205H22ZM25 203H26V202H25ZM59 203H60V202H59ZM15 204H16V203H15ZM15 204H14V205H15ZM52 204H53V205H52ZM56 204H58V203H56ZM6 205H7V206H6ZM14 205H13V206H14ZM38 205H36V206H38ZM3 206H4V207H3ZM24 206H25V205H24ZM50 206H51V207H50ZM53 206H54L55 210H53V208H52ZM55 206H56L57 208H56ZM5 207H6L7 209H6ZM30 207H31V206H30ZM30 207H29V208H30ZM48 207H49V208H48ZM20 208H23V206L20 207ZM29 208H28V209H29ZM80 208H81V209H80ZM24 209H25V207L23 208V210H24ZM26 209H27V208H26ZM45 209H46V210H45ZM47 209H51V210H53V211H52V212H51L50 210L47 211ZM77 209H78V210H77ZM9 210H10V211H9ZM11 210H12V211H11ZM32 210H29V211H32ZM57 211H58L60 214H58ZM64 211H65V210H64ZM53 212H54L55 214H54ZM65 212H66V211H65ZM77 212H78V213H77ZM9 213H10V214H9ZM45 213L49 214V216H50V214H53V216H56V218H59V220H58V219L56 220V223L53 222L54 218H53V220H52L51 222H49V223H48V219L46 220L47 223L50 224V225H51V223H53V224H52V225L54 226L53 229L50 228V227H52V226H48V227L45 228V225L47 224V223H45V225H44V221H45V219H44V221H43V218H47V217H45V215H46ZM63 213H64V212H63ZM12 214H13V215H12ZM21 214H22V216H21ZM14 216H17L18 219H17V217H14ZM12 217H13V218H12ZM24 217H25V218H24ZM39 217H40V218H39ZM15 218L17 219L16 222H15ZM50 218H51V217H50ZM50 218H49V219H50ZM1 219H2L3 221H2ZM11 219H12V220H11ZM23 219H24V220H23ZM25 219H26V220H25ZM61 219H62L63 221H62ZM13 221L15 222V224L13 223ZM46 221H45V222H46ZM59 221H60V222H59ZM26 222H27V224H29V225H27ZM33 222H34L35 225L33 224V226H32V223H33ZM41 222H42V223H41ZM11 223H13V225H12ZM22 223H23V224H22ZM54 223H55V225H54ZM60 223H61L63 226H62ZM20 224H21L22 226H24V227H23V228H20V227H22V226H20ZM25 224H26V225H25ZM8 225H9V226H8ZM59 225H60L61 227H60V228H59V227L57 228V229H58V233H57V231H55V230H56V227L59 226ZM65 225H66V227H65ZM73 225H72V229L74 228ZM27 226H29V228H28ZM43 226H44L45 229H42ZM46 226H47V225H46ZM83 227H81V228H83ZM14 228H20L21 231L24 230V231H22V234L19 232V233L21 234V236H20V235H17V233H18V231H17V233H16L17 237H14L15 239H16V238L18 239V238L20 237L18 240H20L21 242H22V239H23V242H22V243H18V242H20V241L11 242V241H12V236L10 237V238H11V239H10V238H9V234H10V233H8V232H12V231L14 230ZM35 228H36V229H35ZM54 228H55V230H54ZM8 229H9L10 231H9ZM41 229H42V230H41ZM15 230H17V229H15ZM15 230H14V233H15ZM31 230H32V231H31ZM44 230H45V231H44ZM53 230L55 231V234H54V235L57 236V237L54 236V237H56V238H54V237L52 236V234H53V232H54ZM80 230H82V229H80ZM43 231H44V232H43ZM49 231H51V235L48 234V233L45 234V232H49ZM26 232H27L28 234H27ZM29 232H32L33 234H32V233L29 234ZM78 232H79V231H78ZM37 233H38V234H37ZM56 233H57L58 235H57ZM6 234H8V236H6ZM11 234L13 235V232H12ZM29 235H30V236H29ZM49 235H50V236H49ZM13 236H14V235H13ZM23 236H24V237H23ZM26 236H27V237H26ZM34 236H35V237H34ZM22 237H23V238H22ZM28 237L31 238L32 240H33V239H34V240H37V241H35V243H36V247L34 248V251H33V247H31L30 250H28V251H25V250L23 251V247H24V246L29 247L30 245H32V244H30L29 242H26V241L29 239ZM33 237H34V238H33ZM52 237H53V238H52ZM51 238H52V239H51ZM4 239H5V240H4ZM26 239H27V240H26ZM31 239H30V240H31ZM53 239H54V240H53ZM8 240H9V241H8ZM32 240H31V241H32ZM249 240H251V241L253 242L252 239H249ZM249 240H246V242H247V243L250 242ZM50 241H51V242H50ZM24 242H26L25 245H23ZM37 242H38V245H37ZM48 242H50L51 244L48 243ZM5 243H6V246H5ZM13 243H14V244L17 243L19 246L16 247V245H15V247H14V244H13ZM28 243H29V245H28ZM35 243H33V245H34ZM40 243H45V244L48 243V244H49V246H46V248H48V249H47V252L45 251L46 249L41 248L42 246H41V247L39 246ZM74 243H75V245H74ZM12 244H13V245H12ZM20 244H21V245H20ZM26 244H27L28 246H27ZM71 244H72V245H71ZM9 245H10V246H9ZM42 245L45 246L44 244H42ZM70 245H71V246H70ZM248 245H249V246H253V243H250V244L248 243ZM52 246L54 247V248H52L53 250H52V249H49V247H52ZM73 246H74V247H73ZM12 247H14V248H12ZM26 247H25V248H26ZM38 247L41 248V249H43V250L45 251V255H46V254H47V255L45 256V255H44V251L40 250ZM1 248H3V249H1ZM59 248H60L61 250H60ZM72 248H73V249H72ZM21 249H22V250H21ZM58 249H59V250H58ZM16 250H17V251H16ZM68 250H69V251H68ZM50 251H51V253H50ZM58 251L60 252V254L56 255L57 253H59ZM2 252H3V253H2ZM68 253H69L70 255H68ZM250 253H251V256H252V260H251L250 264H258L257 252H256V249H255L254 247H252V249L250 250ZM4 254H5V255H4ZM25 254H26V255H25ZM2 255H3V256H2ZM17 255H18V256H17ZM22 256L24 257V259H23ZM28 256H29L30 258H29ZM66 256H68V257H66ZM43 257L45 258V260H44ZM42 258H43V259H42ZM66 258H67V259H66ZM6 260H7V261H6ZM33 260L36 261V262H34ZM54 260H55V261H54ZM24 261H25L26 263H25ZM27 261H28V262H27ZM47 261H48V262H47ZM22 262H23V263H22Z\"/></svg>",
	"mask_w": 264,
	"mask_h": 264
}]
</instances>
